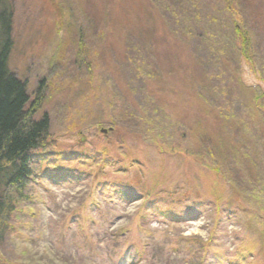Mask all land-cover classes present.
<instances>
[{
  "label": "rangeland",
  "instance_id": "1",
  "mask_svg": "<svg viewBox=\"0 0 264 264\" xmlns=\"http://www.w3.org/2000/svg\"><path fill=\"white\" fill-rule=\"evenodd\" d=\"M9 1L8 67L50 128L0 264H264V0ZM216 53L235 96L190 84Z\"/></svg>",
  "mask_w": 264,
  "mask_h": 264
},
{
  "label": "trees",
  "instance_id": "2",
  "mask_svg": "<svg viewBox=\"0 0 264 264\" xmlns=\"http://www.w3.org/2000/svg\"><path fill=\"white\" fill-rule=\"evenodd\" d=\"M236 15L239 16L237 13L233 15L232 28L240 41V53L247 62L254 64L252 38L249 31L235 19ZM12 21L13 9L10 1L0 0V248L3 247L9 233L10 219L16 209V203L25 198V190L30 180L41 174L38 167L47 158L42 154V150L47 147L46 140L50 128L48 115L43 114L40 118H36L34 116L36 109L29 107L30 98L25 80L20 79L9 70L8 59L13 46ZM185 25L188 26L186 22ZM144 33L146 37L149 36V33ZM145 42L147 51L149 50L147 45L154 42L147 44V39ZM212 48L215 52L220 51L216 46ZM212 57L213 63L208 64L207 69L201 68V61L197 57L200 71L197 67L192 69V77H189L191 86L193 87L197 83L204 91L210 90V87L211 90H214L213 84L212 86L207 84L204 74L209 77L210 75L216 77H219L218 74L224 75V79L231 83V92L235 96L237 89L234 87L237 85H233V73L229 74L224 70V63L217 53ZM140 70L143 69L140 68ZM135 74L140 80V87H146L144 76L140 75L138 71ZM143 74L147 75L144 72ZM227 89L225 84L220 87L222 96L226 94ZM213 93L214 91L207 94L212 98L217 96L212 95ZM197 95L203 97L202 94L198 93ZM260 98V95H256L254 101L257 103ZM227 140L230 141L229 137L225 141L222 137H217L215 141L217 144L215 149L222 152L224 157L228 146ZM235 191L237 192V190H233V197L239 200L240 194ZM150 205L154 208L153 204ZM176 217L180 218V216ZM176 217H172V220L177 221Z\"/></svg>",
  "mask_w": 264,
  "mask_h": 264
}]
</instances>
